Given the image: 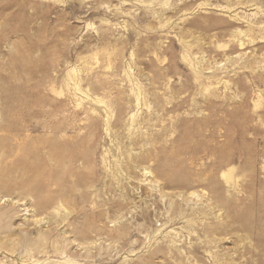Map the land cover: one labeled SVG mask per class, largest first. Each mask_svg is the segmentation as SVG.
Instances as JSON below:
<instances>
[{
    "label": "rangeland",
    "instance_id": "obj_1",
    "mask_svg": "<svg viewBox=\"0 0 264 264\" xmlns=\"http://www.w3.org/2000/svg\"><path fill=\"white\" fill-rule=\"evenodd\" d=\"M0 213V264H264V0H0Z\"/></svg>",
    "mask_w": 264,
    "mask_h": 264
},
{
    "label": "bare ground",
    "instance_id": "obj_2",
    "mask_svg": "<svg viewBox=\"0 0 264 264\" xmlns=\"http://www.w3.org/2000/svg\"><path fill=\"white\" fill-rule=\"evenodd\" d=\"M5 98H6V97H5ZM8 113H9V112H8ZM6 117H7V116H6ZM1 121H2V120H1ZM25 144H26V143H25ZM50 145H51V144H50ZM19 146H20V144H19ZM19 146H18V147H19ZM26 146H27V145H26ZM15 148H16V146H15ZM21 148H22V147H19L18 149L21 150ZM23 150H24V148H23ZM26 150H27V149H26ZM12 151H13V150H12ZM24 151H25V150H24ZM14 152H15V151H14ZM19 152H20V151H19ZM26 153H27V151H26ZM27 154H28V153H27ZM19 155H21V154H19ZM27 157H28V156H27ZM14 161H15V160H14ZM20 161H21V159H20ZM21 162H23V161H21ZM14 168H16V167L14 166ZM39 174H40V173H39ZM24 177H25V176H24ZM27 179H28V178H27ZM30 179H31V178H30ZM32 179H33V178H32ZM32 179H31V180H32ZM24 180H25V179H24ZM29 182H30V181H29ZM29 182H28V183H29ZM24 183H26V182H24ZM31 183H32V182H31ZM18 185L21 186V184H18ZM24 186H25V185H24ZM26 186H27V185H26ZM28 186H29V187H31V186L33 187V185L30 186V184H29ZM28 186H27V187H28ZM29 187H28V189H29ZM32 187H31V188H32ZM0 214H1V213H0ZM0 216H1V215H0ZM64 253H65V252H64ZM69 264H70V263H69Z\"/></svg>",
    "mask_w": 264,
    "mask_h": 264
}]
</instances>
